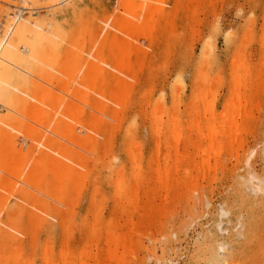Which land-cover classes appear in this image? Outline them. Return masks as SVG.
<instances>
[{"label": "rangeland", "instance_id": "obj_1", "mask_svg": "<svg viewBox=\"0 0 264 264\" xmlns=\"http://www.w3.org/2000/svg\"><path fill=\"white\" fill-rule=\"evenodd\" d=\"M177 1L158 5L164 12H154L149 25L160 18L165 23L132 49V0L63 3H70L65 17L75 19L74 36L79 29L81 37L91 35L90 43L76 45L74 36L40 40L26 31L13 38L0 2V36L7 34L17 73L11 93L0 89V264H219L223 243L237 264H264V194L244 186L237 191L246 173L242 159L252 151L253 170L264 181V83L256 78L235 86L246 66L256 72L264 66V0H213L197 17L186 0ZM37 2L35 20L51 22L55 8ZM242 40L248 57L233 66ZM205 42L216 51L201 73ZM77 47L87 51L74 55ZM178 77L184 83L174 101ZM211 91L212 118L204 117ZM232 99L230 108L251 125H225ZM195 103L202 117L214 120L216 132L230 138L219 137L214 148L211 140L195 144L188 130ZM174 116L186 139L180 143L169 125ZM156 120L164 125H153ZM133 143L141 168L136 192ZM121 165L126 181L118 190ZM252 215L259 233L254 241L245 233Z\"/></svg>", "mask_w": 264, "mask_h": 264}, {"label": "bare ground", "instance_id": "obj_2", "mask_svg": "<svg viewBox=\"0 0 264 264\" xmlns=\"http://www.w3.org/2000/svg\"><path fill=\"white\" fill-rule=\"evenodd\" d=\"M37 1H40V3H41V0H0L1 3H4L7 6V8H2V11H1L2 15L1 16H5V18L8 17L7 20H9L10 23L12 24V25H10V28L8 30H6V32L9 33L10 31H13L14 32V34L12 36L13 38H16L17 35L19 36L22 33L29 31L32 35H34L36 38H39L40 40L47 38L45 35H48L49 39L51 38L53 40L60 41V42L65 41V40H67V41L70 40L74 36L73 32L76 31L75 30L76 26L72 25L74 23L75 19L72 20L71 18L65 17L66 16V10H68V6L70 5V3H68V6L66 5L67 6L66 7L65 5H63V3H67V0L66 1L65 0H44L45 2H42V3L50 4L52 6V8H55L56 11H55L54 18L52 19L51 22L39 24L35 20L32 12H31L33 10V6L37 5V3H38ZM180 1L181 0H178L177 4ZM170 2H172V0H132V3L129 7L132 14L129 16L130 19H127V28L129 29V37H130V41H129L130 49H132L133 47H138V46H133L135 44V41H137L138 38H140L141 36L146 38L147 34L150 32L149 29L157 28L158 25L165 23V20L163 18H160L159 22H155L154 25H149L150 18L154 14V12H158L161 10L164 12V9L159 7V6H161V5L166 6ZM212 2H213V0H186V3H188L189 6H191L189 11L192 12V16H194V17H197V15H199V13L203 9L208 8L212 4ZM58 4H60V5L58 6ZM177 4H175L176 7H177ZM57 6L59 8H57ZM176 7H174V8H176ZM182 8H185V7H182ZM169 9H170V7H169ZM169 9H167L166 12H169ZM25 11H27L28 14H26V16H23V15H25ZM170 12H171V10H170ZM165 14H167V13H165ZM10 15H12V18L11 17L9 18ZM82 32H83L82 29H79L77 34L72 39L73 44L76 45L82 39L86 43H90L91 35L84 34V36L81 37ZM214 32H217V31L215 30ZM198 33H199V31H198ZM210 35H212V33H210ZM229 35L231 37V33L228 34L227 39L230 38ZM6 36H7V34H3L0 36V37H3V38H0V89L2 92H4V94H9V93H11L13 86H15V83L12 81V79L15 78L17 73L15 72V70H12V68H11L12 67V58L10 57L11 55L8 53L9 51H11L10 50L11 48L8 47L9 45H11V43L10 42L6 43V40H7ZM248 36L246 35L245 38H248ZM211 39L215 40L213 38H211ZM212 40H210V41H212ZM262 40H263V38H262ZM210 41L208 40V42H210ZM211 43H213V41ZM215 43L216 42H214V44ZM243 43H244V41L242 40L235 45V54H234V58H233L234 59L233 66L237 65L238 62L246 60L248 57V49H247V47L243 46ZM206 44H205L206 46H203L201 48L200 55H199V71L201 73L203 71H207L209 69L210 63L214 60L213 59L214 56L212 58L211 55L213 54L214 50L216 51V49L214 47L215 45L214 46L209 45V43H206ZM262 47L264 48V41H263ZM86 51H87V48H85V47H81V48L77 47V48H74V50L71 52L74 55H80L81 53H84ZM92 52L95 53L93 50H92ZM249 58H251V56ZM29 60L32 61V57H30ZM18 63H20V62H18ZM92 64L95 65L96 62L93 61ZM246 67H247V69H246L247 72H246L245 77L242 79H239V80L235 79V86L240 87L239 85L242 86V84L245 81L246 82L248 80L253 81L256 78H257V81L259 82V84H262V82L264 83V76L261 75V74H264L261 71V69L264 66H260L258 72H256L254 70V68L251 66H246ZM10 72H14L13 73L14 77L11 78V80L9 79V77L7 75ZM232 72L234 74L235 70L233 69ZM84 76H86V75H84ZM201 77H203V76H201ZM183 83H184L183 80L180 77H178V80H176V85L174 87V90L172 91V98L174 99V101H176L178 99L179 91H180ZM194 88H196V90L198 91L199 84L196 83L194 85ZM203 89H204V87L202 86L200 91H202ZM235 92L236 91H234V93ZM205 96L207 98V107L205 109L204 117L211 115L210 118H212L213 114H214V110L216 108V100H214V98L212 96V91L205 94ZM232 96H234V94ZM233 101H234V99L230 100L228 102V104L226 105L225 112H224V118L226 119L225 125H251L250 121L240 120V119H243V116L241 115L240 112L236 113L235 109L230 108L231 107L230 105ZM246 112H247V110H246ZM190 114H192L193 117H192V120L189 122L188 130H189L190 137L194 138V136H195L197 138V139H195V144H203V143H207L208 140H211V142H210V143H212L211 148H214L216 145L217 146L220 145L219 137L225 136L226 138H230L229 134L220 133V130L218 132H216V128H214V125H215L214 120H210V119L206 120L204 117H202V115H201L202 113L199 110L198 103L191 105ZM230 114L232 115V117L230 116ZM153 125H157L158 128H160L161 125H164V124L162 123L161 120H156L153 122ZM169 125H171V128L174 131V134H176L178 136V140H177L178 143L186 140V139L181 137V130H180L181 124L178 121V118L176 116H174L171 119V122ZM200 125L205 126L203 131L199 130ZM11 126L15 127V125H11ZM196 128H197V130H196ZM229 132H232V130H230ZM160 134H161V129L158 130V134H157L159 138L161 137ZM244 143H245L244 140L239 142V146L241 148L240 151H243L242 147H243ZM229 144L230 145H228V146L231 147L232 149H234L233 145L231 143H229ZM135 147H136V145L134 146V143L130 147V153H131L130 159L133 162V170L132 171H133V180L135 181V184H136V186H135V192H136V188L139 191L138 183L141 182L140 181L141 168H140V165L138 164L140 158L138 160L133 153ZM210 150H212V149H210ZM18 153H19L18 150H16L14 152L15 156H17ZM255 154H256V151H252L250 153V155H245L246 158L243 157V159H242L243 162H246V173H244L242 175V177H240V179L238 180V183H237V191L238 192H241L240 189L244 186V188H246V189L249 188L250 190H252L255 193L258 192V193L264 194V184H263L264 181L260 178L261 176L259 177L258 175H256L257 173L255 174V171H254L255 168L253 170L254 165L252 166V163H253L252 159L255 157ZM262 161H263V159H262ZM219 162L222 165L224 164L223 160H219ZM217 164H218V162H216L215 166H217ZM125 171H126L125 166L121 165L120 170L116 174L118 176V179H119L117 182L118 190L125 188V181H126ZM17 174H19V171H16V175ZM253 182H256V185H254ZM256 195H258V194H256ZM130 199H131L132 203H134V205H135V203L137 202V196H135V194H132ZM15 210H17V208H15ZM225 214H226V212L222 211V216H224ZM249 214H250V212H249ZM249 214H248V216H249ZM252 217L254 218V216L253 215L251 216V220H250L249 224H247V223L246 224L244 223V224H245V226L246 225L250 226V227L247 226L248 227L247 229L245 228L246 229L245 233L250 235L252 237V241H254L256 236H258L259 233H258V229H257L258 227L257 228L255 227V225L257 226V224H255V225L252 224L254 222ZM255 223H256V221H255ZM252 225H254L256 230L254 228H252ZM96 228H97V223H95V225H94V233H93L94 235L96 234ZM218 251H219V253L221 252L223 254V256H221L219 264H237L234 260V257H232L231 253L229 252V245L228 244H226V243L219 244ZM48 252H49L48 254L50 255L51 251L48 250ZM86 254H87V251H85L82 256H85ZM67 256L68 255L64 251L61 253V258H63V257L65 258ZM69 257H72L73 259H75L74 254H70Z\"/></svg>", "mask_w": 264, "mask_h": 264}]
</instances>
